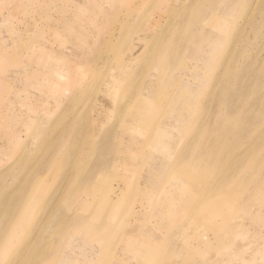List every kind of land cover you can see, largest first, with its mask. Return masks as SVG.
<instances>
[{"label":"rangeland","instance_id":"1","mask_svg":"<svg viewBox=\"0 0 264 264\" xmlns=\"http://www.w3.org/2000/svg\"><path fill=\"white\" fill-rule=\"evenodd\" d=\"M107 1L0 0V264H264V1ZM152 135L188 179L150 189L183 221L158 249L112 233L154 209L118 139Z\"/></svg>","mask_w":264,"mask_h":264},{"label":"bare ground","instance_id":"2","mask_svg":"<svg viewBox=\"0 0 264 264\" xmlns=\"http://www.w3.org/2000/svg\"><path fill=\"white\" fill-rule=\"evenodd\" d=\"M124 1L125 0H123L122 2H124ZM263 1L264 0H255L254 8H257ZM107 2H108L107 3L108 6H111V7L112 6H118L121 4V0H110ZM59 10H60V8H59ZM67 12L68 11H65V9L63 11H59V13L61 15H65V14L67 15ZM74 14L76 17L79 14L77 8H75ZM68 18H69V16L67 15V19L65 20V22L68 21ZM84 35H85V33L82 34V37H84ZM86 35L89 36L90 33L89 34L87 33ZM85 43H88V41H86ZM105 45H106L105 40L99 41L97 37L92 38V45H91V47L89 49V53L87 54V57H85V59H88L90 57L91 58L96 57V54L99 53L105 47ZM30 59L33 60V57L30 56ZM34 59H36V58H34ZM78 69H79V71H81L83 69V66L79 65ZM76 85H79V83L76 82ZM148 106L151 109H153L154 112L156 111V113H158V111H157L158 107L156 105L148 104ZM137 116L140 117V115H137ZM136 132L138 134L140 133L137 130L131 131V129H130V132L128 135L135 134ZM136 137H137V135H136ZM136 137L131 138V137L127 136L125 139L123 137H120L118 139V146H119L118 156H119L120 160H122V161L123 160H130L135 166L142 167L146 170V172L140 170L138 172V177H141L140 180L144 184H145V182H147L148 184L150 182L153 185V186H151L150 184L147 185V191H145V196L148 198L149 204L152 207H154V209L151 210L148 214L143 212V213H145L143 215V218H145V217H148L149 219L152 218L155 220V223L154 224H147L141 231L142 219L140 220V222L137 225L126 226L125 223H127L129 220L122 218L121 221L116 222L114 224V229L112 230V233L115 232L116 234L123 235V231L129 230V231H131V234H133L135 238L131 235L121 237L120 241L124 242L125 245H133L134 243H137V242H151V244L158 249L160 246V243L165 241L174 230H178L182 227L183 221H181L182 216L179 213H175L174 211L167 210V208H166L167 192H162V191L159 192V196L164 198V199L160 200L156 197L152 198L153 192L150 191V189L151 190H156V189L161 190L160 178L162 176H166L168 173L169 174L171 173L176 178L177 177L180 178L181 176L178 173V171L173 169L172 166H167L166 163H164L163 160H161L162 157L159 155L161 153H159L157 155V153L154 151V150L159 151V152L162 151L160 144H158V141H156L154 139L155 135H152L149 139H146V140L140 139V141L137 144L134 143L136 140ZM109 142H110L109 146H111V149L114 148L117 144V142L114 139H110ZM160 142H161V140H160ZM150 151H152V152H150ZM105 163H106L107 167L110 166L111 165L110 159L107 160ZM107 167L104 169L106 172H108V175L106 176V178L107 179L114 178V175L111 174L107 170ZM173 173H175V174H173ZM142 177L145 178L146 181L142 180ZM184 180H188L187 177H184L181 179V181H184ZM29 187H30V185H29ZM32 189H33V186L30 187L29 191H27V192H29L28 196H26L24 199L21 198L20 201L16 204L17 206L19 204V208L16 211V217H15L12 225L10 226V228L11 227L13 228L16 225H19L23 218H27L29 216V213H28L29 203H30V200L33 199L34 194H35V191ZM166 191H167V189H166ZM153 199H157L159 202H163L164 204L162 205L159 202L154 203ZM216 202H217V204H219V201L216 200ZM215 212H217V210ZM208 219L210 222H212V223L214 222L213 216H208ZM7 221H8V218L4 222H7ZM203 223L207 227L211 226V224L208 222H203ZM170 229L172 230V232L167 234V231ZM139 234L142 235V238L138 237ZM102 238L105 240L106 236H102ZM136 249L139 252H146L147 251V247L144 244H139L136 247ZM188 253H189V251H188ZM156 255H157V253H156ZM190 258H188V259H190ZM75 263H77V262H74V264Z\"/></svg>","mask_w":264,"mask_h":264},{"label":"crops","instance_id":"3","mask_svg":"<svg viewBox=\"0 0 264 264\" xmlns=\"http://www.w3.org/2000/svg\"><path fill=\"white\" fill-rule=\"evenodd\" d=\"M140 179H141V177H138V176L134 177V180L132 182V189L133 190L131 192H133L135 194L138 193V195H140L142 198H144L145 204H147L148 198L145 196V191H147V186ZM144 214L145 213H143L141 211L140 212L141 217H138L134 221H132L130 219V216L132 215V211H129V212L127 211L124 214H121L122 216L119 218V220L117 222L121 221L122 218H124V219L129 220L127 223H125L126 226H134V225H137L140 222V220L143 218ZM146 214H148V213H146ZM147 218L148 217H146L145 220H147ZM143 221L144 220H142V222H141V231L147 224H149L148 221H146V222H143ZM128 235H131V236L134 237V235L131 234V231L126 230V231H123V235L116 234L115 240L113 242H121L120 241L121 237L128 236ZM138 237L142 238V235L139 234Z\"/></svg>","mask_w":264,"mask_h":264}]
</instances>
